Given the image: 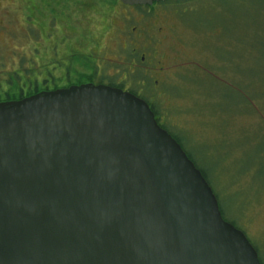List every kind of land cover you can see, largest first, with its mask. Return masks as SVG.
<instances>
[{
	"label": "water",
	"instance_id": "obj_1",
	"mask_svg": "<svg viewBox=\"0 0 264 264\" xmlns=\"http://www.w3.org/2000/svg\"><path fill=\"white\" fill-rule=\"evenodd\" d=\"M0 264L260 262L145 101L81 85L0 103Z\"/></svg>",
	"mask_w": 264,
	"mask_h": 264
},
{
	"label": "rangeland",
	"instance_id": "obj_2",
	"mask_svg": "<svg viewBox=\"0 0 264 264\" xmlns=\"http://www.w3.org/2000/svg\"><path fill=\"white\" fill-rule=\"evenodd\" d=\"M78 1L72 6L76 0H0V99L17 92L5 87L9 80L12 85L23 84L26 91L28 80L50 74L56 78L55 86L64 85L58 73L69 60L68 53L62 55V46L73 55L90 56L89 62L96 68L105 61L109 76L115 75V65L121 64L123 71L135 60L132 71L140 74L133 76L132 86L138 90L141 82L149 80L152 89L157 81L150 94L156 93L153 97L159 102L160 122L196 166L205 170L223 218L246 236L264 264V0L171 3L163 14L174 31L165 35L162 63L146 40L129 38L126 49H119L120 35H102L105 49L95 54L97 18L91 16L89 28L83 29L81 12L85 13L88 5L102 10L108 2ZM110 4L111 13L121 8ZM61 13L67 14L68 23L60 17L63 27L59 23L51 26ZM39 17L47 18V35L34 30ZM118 18L115 24L123 15ZM75 32L79 35H68ZM156 40L163 39L156 35ZM133 45L141 54H151L145 52L142 62L140 53L135 57L129 54ZM149 61L161 65L153 70L147 66ZM211 76L218 86L212 84Z\"/></svg>",
	"mask_w": 264,
	"mask_h": 264
},
{
	"label": "flooded vegetation",
	"instance_id": "obj_3",
	"mask_svg": "<svg viewBox=\"0 0 264 264\" xmlns=\"http://www.w3.org/2000/svg\"><path fill=\"white\" fill-rule=\"evenodd\" d=\"M77 2L71 3L72 6H76L80 1L76 0ZM177 1V0H175ZM172 1L168 2H159V3H153L151 6H126L122 5L119 1L115 0V3L120 4V10L116 11V13H111L110 12V3L102 5L101 8L102 10L94 9V5H88L89 9H86L85 13L81 12V19L85 18V23L83 24L82 28H89V22L91 19V16H94L97 18V27L94 26L93 29V35H97L98 40H96L97 47L96 49H93L95 54L102 53L105 49L103 43L100 41L102 35H120L119 36V43L118 47L119 49L123 48L122 46H125L124 49H126L127 43L130 39L132 40H146L148 41L147 44L149 45L148 48H151L154 50V54L156 53L157 55L161 56V63L162 61V55L160 54L161 48L167 41V37L165 35H173V25L168 22L167 19H165L163 12H165V8L171 6ZM173 3H175L173 1ZM66 5V3H65ZM59 5L58 7H60ZM108 8H107V7ZM78 12V10H76ZM119 14L123 15V20L119 21V24H115L114 20L118 19ZM177 14L175 11L174 15ZM67 14L61 13L57 15V19L53 20L50 22L51 26L57 27V24L59 23V26H62V21L60 20V17H62L63 21L65 23L67 22L66 17ZM137 17V19H136ZM26 27L27 23L25 18L23 19ZM112 22L110 23L109 21ZM51 21V19H50ZM38 26H36L35 29L36 31L40 34L47 35V29L45 27V24L47 23V18L41 19V17L38 18L37 20ZM41 24V25H40ZM44 24V25H43ZM48 24V23H47ZM163 25L160 26V25ZM33 27V26H32ZM30 29V28H29ZM64 30V28H62ZM68 35H79V33H70ZM124 35V36H123ZM134 35V37H133ZM156 35H161V38L163 40H156ZM130 38V39H129ZM132 50H130V55L132 57L137 56V54H141L139 51V47L137 45H133ZM61 53L62 55H66L67 53V59L69 60V64L66 65L65 69H61L58 73V76L60 77V80L64 81V85L61 87L55 86V81L56 78L52 77V75H45L40 79L35 78L34 80H28L27 83V90L25 91L23 88V84H14L9 81H6L5 87L8 88V90H11V88H16L17 92L14 94V96L10 95V93L4 92V99H0V103L3 102H11V101H19L24 98L36 95L38 93L42 92H51L59 89H67L72 86H81V85H104V86H109L113 88H118L114 87L111 83L114 82L115 85L121 86L122 89L125 92L131 87L133 80L128 79L125 74L119 73V71L116 69V73L114 76H109L106 74V71L108 70L107 65L109 64L102 62V65L99 66V68H96V66L92 63L89 62L91 61L90 56H83V55H73L70 53L71 50L69 48H66L62 46L61 48ZM80 52L86 53L84 49H79ZM121 51V50H120ZM144 54H141V59L140 61H144L145 57V52L143 51ZM142 52V53H143ZM147 53V52H146ZM147 54H151L150 52ZM126 55V54H125ZM135 60L132 61V63L129 64V68L132 71V67L135 68ZM74 62L77 64L74 65ZM147 66H149L151 69L155 70L157 65H161L159 63H156L155 65L151 64V61L148 62ZM121 64L115 65V68L120 67ZM162 69V68H160ZM159 69V70H160ZM16 70V68H15ZM133 72V71H132ZM15 73H17L15 71ZM14 78V75H13ZM12 79V78H11ZM114 80V81H112ZM141 88L137 90V94L135 95L136 97L140 98L142 96L146 97L148 102L145 101L150 110L151 107L149 105V102L154 101V97L156 93L150 94L151 90H155L157 88V81L154 82L152 89L146 88L144 85V82H141ZM155 92V91H154ZM130 93V92H129ZM134 95V94H133ZM6 97V98H5ZM156 97H158L156 95ZM159 98V97H158ZM152 112V110H151ZM153 113V112H152ZM154 114V113H153ZM160 115V114H159ZM155 118V115H154Z\"/></svg>",
	"mask_w": 264,
	"mask_h": 264
},
{
	"label": "trees",
	"instance_id": "obj_4",
	"mask_svg": "<svg viewBox=\"0 0 264 264\" xmlns=\"http://www.w3.org/2000/svg\"><path fill=\"white\" fill-rule=\"evenodd\" d=\"M102 1L104 2V0H102ZM105 2H108V3H115V0H105ZM174 2H175V3H176V2H177V3H180V2H182V1L177 0V1H174ZM169 3H173V1H172V2H169ZM116 69L119 71L120 75H121V74H125L126 77H127V80H128V79L133 80L134 77H135L136 75L138 76V74H140V73L137 74V72H132V71L130 70L129 67H127V69H126V67H125L123 71L121 70V67H117ZM133 76H134V77H133ZM139 78L142 79L140 76H139ZM211 78H213V77L211 76ZM211 78H210V79H211ZM112 81H114V80H112ZM210 81H211L212 84H214L215 86H218V80H215V79L213 78V79L210 80ZM143 82H144V85L146 86V88H149V89H150V87L152 86V84L150 85V81H149V80H144ZM111 84H112L114 87H118V88H121V89H122V85H121V86H117V85H115L114 82H112ZM234 84H235V83H233V85H234ZM132 85H134V84H132ZM132 85H131V87H129V89H128L127 91H129L130 93L136 95V94H137V89H135ZM223 85H224V84H223ZM233 85H232V84H231V85H224V87H227V88H228L229 86L235 87V86H233ZM140 98H142V99H144L145 101L148 102V100H147L146 97L142 96V97H140ZM149 105H150V107H151L152 112H153L154 115H155V120H156L157 124H158L162 129H164L165 131H167V132L172 136V138L175 139V141L181 146L179 140H178V139H177V138L171 133V131L166 127V124L160 122V119H159V117H160L159 114H160V113H159V110H158V106H159V102H158V100H155V101H153V102H149ZM181 148H182V146H181ZM183 151H184V150H183ZM186 155H187L188 158L193 162V164L195 165V167L201 172L202 176L204 177V179L206 180V182L209 184V178H208V176H207L205 170L202 169V168H200L199 166H196L195 161L191 158L190 155H188L187 153H186ZM209 186H210V184H209ZM215 197H216V196H215ZM216 199H217V197H216ZM218 205H219V204H218ZM219 210H220V213H221V215H222V212H221L220 206H219ZM222 218H223V215H222ZM223 219H224V218H223ZM224 220H225V219H224ZM225 221H226V220H225ZM226 222H227V221H226ZM228 223H230L231 225H233V226L235 227V224H234L233 222H228ZM235 228H236V227H235ZM255 250H256V249H255ZM259 261H260V260H259ZM260 264H261V263H260Z\"/></svg>",
	"mask_w": 264,
	"mask_h": 264
}]
</instances>
